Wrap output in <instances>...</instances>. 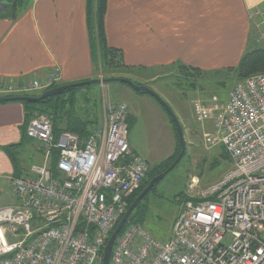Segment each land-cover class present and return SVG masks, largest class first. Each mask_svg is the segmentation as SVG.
I'll return each instance as SVG.
<instances>
[{"label":"built area","instance_id":"obj_1","mask_svg":"<svg viewBox=\"0 0 264 264\" xmlns=\"http://www.w3.org/2000/svg\"><path fill=\"white\" fill-rule=\"evenodd\" d=\"M250 21L264 44V5ZM60 80L56 66L44 77L0 84V93L30 94ZM193 108L199 123L214 120L206 143L225 146L232 168L196 197L178 198L169 239L127 225L110 264H264V73L238 83L226 103L194 100ZM128 117L126 102L104 101L102 126L86 139L56 134L50 115L32 118L26 133L40 144L43 162L10 178L14 200L0 207V264L102 262L128 199L150 171L129 144Z\"/></svg>","mask_w":264,"mask_h":264},{"label":"crops","instance_id":"obj_2","mask_svg":"<svg viewBox=\"0 0 264 264\" xmlns=\"http://www.w3.org/2000/svg\"><path fill=\"white\" fill-rule=\"evenodd\" d=\"M31 2L15 19L0 4V84L44 77L56 66L61 69L59 83L64 85L101 77L92 59L87 0ZM263 5L264 0H108L107 43L123 51L127 65L152 69L151 73L177 62L216 71L239 64L250 45V14ZM119 89L132 102L152 101L133 94L126 85ZM7 95L11 94L0 93V98ZM123 102L133 117L134 109ZM157 109L173 136L166 114L160 106ZM26 128L21 102L0 103V192L16 176L6 148L23 144L18 147L23 152L33 144L41 151L37 141L25 139ZM129 144L140 154L134 142ZM9 194L0 193V207L13 202L11 187Z\"/></svg>","mask_w":264,"mask_h":264},{"label":"rangeland","instance_id":"obj_3","mask_svg":"<svg viewBox=\"0 0 264 264\" xmlns=\"http://www.w3.org/2000/svg\"><path fill=\"white\" fill-rule=\"evenodd\" d=\"M14 0H1L3 7L11 6ZM5 11V10H4ZM251 39L256 46L259 44L258 31L252 28ZM252 46H250L251 48ZM237 66H228L219 71H207V74L199 79L184 77L181 73L159 70L155 73L150 70L144 74H128L117 71L112 73L119 78L129 77L133 81H140L158 93L175 111L184 131L187 142L186 153L180 163L165 178L158 183L156 189L150 193L148 200L143 202L145 228L157 239L164 240L172 233L174 222L177 218L180 202L178 197H196L199 192L219 181L232 166L221 158L222 144L207 145L206 138L214 133V120L210 119L199 123L195 119L193 102L200 100L204 103L212 102L217 98L220 103H226L230 92L237 82ZM110 72L105 71L104 76ZM101 77L104 78L102 74ZM142 76V77H141ZM147 76L149 79H144ZM141 77V78H140ZM98 78V79H99ZM106 79V78H104ZM120 79H122L120 77ZM148 80L147 82L143 81ZM191 82L197 86L193 91ZM78 83V82H77ZM122 83L111 82L108 84H93L81 87L78 90L79 102L89 106L100 100L101 105L105 102L117 103L123 100L130 103L134 109L133 125L129 129V141L134 142L140 154L151 166L159 165L174 155L173 145L175 134L169 132L166 124L159 118V105L147 95L151 102L129 99L119 92ZM127 88V87H125ZM133 94L135 91L129 89ZM42 90L30 94H41ZM132 96V94H131ZM134 97H136L134 95ZM102 119V117H101ZM102 126V120L96 128ZM37 144V143H36ZM43 162L42 150L33 144L26 146L22 153L21 167L30 169L34 164ZM10 183L2 186L1 194L10 197ZM196 182V183H195Z\"/></svg>","mask_w":264,"mask_h":264},{"label":"trees","instance_id":"obj_4","mask_svg":"<svg viewBox=\"0 0 264 264\" xmlns=\"http://www.w3.org/2000/svg\"><path fill=\"white\" fill-rule=\"evenodd\" d=\"M107 1L108 0H87V20H88V29L90 33V41L92 47V59L97 71L101 73L103 76L105 71L110 72L109 76H104V78L106 79L118 77L112 74L117 71L128 74L131 73L137 76H139L140 74H144L143 73L144 71L147 70L152 71V69H147L144 67H133L127 65L124 60L123 51L108 45L106 38V29H105ZM31 4H32L31 0H14L11 6L6 7V13L8 15L10 14V16L13 19H15L21 13L22 9H25L27 6H30ZM250 46L252 47L250 48ZM167 70L172 73L173 72L181 73L184 77H192V79H199L207 74L206 70H202L197 67L187 66L182 62H177L173 64ZM237 73H238L237 82L235 86L251 76L264 73V45L256 46V43L252 42L251 36H250V45L237 66ZM120 77L123 78V76H119V78ZM124 78L129 79V77L126 76ZM143 78L149 79L147 78V76ZM129 80H131L137 85H145V83H142L140 81L139 82L133 81V79L131 78ZM62 85L64 84L61 83L55 84L52 87L43 90L41 94L56 87H60ZM190 88L193 89V91H195L197 89V86H195V84L191 82ZM79 89L80 88H71L57 95L47 97L38 102H31V101L21 102L26 108L27 126L36 114H47L53 117L54 132L56 134H60L64 131H71L77 133L84 139L88 138L91 135V133L95 129H97L96 128L97 125L102 120L101 119L102 105L100 100L99 102L95 101L91 105L86 107L85 105H82L79 102V98H78ZM41 94L38 95L12 94V95H7L6 97L24 96V95L40 96ZM138 94L145 95L144 93H140V92H138ZM160 108L166 114L170 124L172 125L176 139V152L174 153V155H172V157H170L166 161H163L159 165H155V166L150 165V171L148 175L145 177L144 181L142 182L140 188L128 199L127 209H129V207L133 204V202L137 199V197L141 194V192L148 186L149 182L154 177L167 170L177 159L178 155L181 152V147L178 142V134L176 132L175 126L171 121V119L169 118L168 114L166 113L165 109L161 106ZM132 120H133L132 116H129L128 117L129 129L133 125ZM27 137L28 136L26 133L25 139H27ZM21 145L23 144L11 145L6 148V152L10 156L12 164L14 166L16 176H19L24 171H26V169H23L20 165L23 152L22 150H20V148L18 149V147H20ZM222 147L223 150H222L221 158H224V160L228 161L230 166H232L231 158L229 156L228 151L226 150L225 146L222 145ZM54 164L55 161H53L52 165ZM156 186L136 207L125 227L129 224H139L145 227L146 222L145 219L143 218V211H144L143 202L145 200H148V196L150 195L151 192H153L156 189ZM178 198H186V196H181ZM121 219L119 220L118 224L120 223ZM100 264H102L101 261Z\"/></svg>","mask_w":264,"mask_h":264},{"label":"water","instance_id":"obj_5","mask_svg":"<svg viewBox=\"0 0 264 264\" xmlns=\"http://www.w3.org/2000/svg\"><path fill=\"white\" fill-rule=\"evenodd\" d=\"M111 82H118L122 83L129 88H131L135 92L144 93L145 95L151 97L154 101H156L161 107H163L168 114L169 118L173 122L176 132L178 134V142L181 147V152L178 155L177 159L173 162V164L164 172L154 177L148 184V186L141 192V194L137 197V199L133 202V204L129 207L123 218L121 219L120 223L112 233L111 237L109 238L103 252V258H102V264H110L111 256L113 247L115 245L116 239L119 236V234L124 229L125 225L129 221L133 211L136 209V207L141 203V201L149 194V192L159 183L161 182L165 176L170 173L183 159L186 153V147L187 142L185 138V131L184 128L176 115L175 111L170 107V105L153 89L143 86V85H137L134 82H132L129 79H120V78H111V79H104L99 78L95 80H88L78 83H72V84H66L62 85L60 87H56L54 89L48 90L41 94L40 96H13V97H6V98H0V103L3 102H24V101H31V102H38L40 100H43L47 97L57 95L65 90L71 89V88H81L84 86H90L93 84H108Z\"/></svg>","mask_w":264,"mask_h":264}]
</instances>
